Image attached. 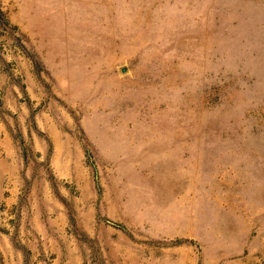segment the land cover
Returning <instances> with one entry per match:
<instances>
[{"label":"rangeland","instance_id":"1","mask_svg":"<svg viewBox=\"0 0 264 264\" xmlns=\"http://www.w3.org/2000/svg\"><path fill=\"white\" fill-rule=\"evenodd\" d=\"M0 11V264H264V0Z\"/></svg>","mask_w":264,"mask_h":264},{"label":"trees","instance_id":"2","mask_svg":"<svg viewBox=\"0 0 264 264\" xmlns=\"http://www.w3.org/2000/svg\"><path fill=\"white\" fill-rule=\"evenodd\" d=\"M0 24H1L2 26L5 25L4 20H3V15H2V12H1V11H0Z\"/></svg>","mask_w":264,"mask_h":264}]
</instances>
